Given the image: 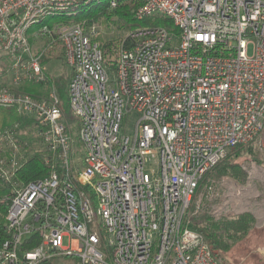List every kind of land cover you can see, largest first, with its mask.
Returning <instances> with one entry per match:
<instances>
[{"label":"built area","instance_id":"obj_1","mask_svg":"<svg viewBox=\"0 0 264 264\" xmlns=\"http://www.w3.org/2000/svg\"><path fill=\"white\" fill-rule=\"evenodd\" d=\"M90 1L0 0V59L19 87L44 82L42 60L61 48L84 146L77 152L55 89L38 98L0 82V105L35 117L59 163L13 196L0 264H232L191 228L190 213L203 177L264 130V0H144L137 16L169 18L178 42L147 26L111 52L95 26L63 21ZM5 138L23 158L13 133ZM221 185L213 214H239L245 185Z\"/></svg>","mask_w":264,"mask_h":264},{"label":"trees","instance_id":"obj_2","mask_svg":"<svg viewBox=\"0 0 264 264\" xmlns=\"http://www.w3.org/2000/svg\"><path fill=\"white\" fill-rule=\"evenodd\" d=\"M144 4V0H117L115 6L111 4V0H93L90 2L80 3L69 7L63 11V21L67 23L85 22L90 25L94 20H98L100 16L105 20H121L124 21L129 29L147 26H164L172 31L176 27L169 18L163 15H149L138 18V9ZM76 14V15H75ZM61 16V17H62ZM105 51L111 52L112 46L116 47L120 43L125 42L126 45L131 44L130 38L123 40L102 42ZM49 49V58H62L60 62L62 71L59 75H52L46 72V80L44 82H27L20 87L21 91L31 94L34 97H42V88L47 85V89H55L60 98V106L64 114L68 115L70 111L68 87L71 73H68L67 63L63 56L60 47ZM46 57V56H45ZM44 58L42 64L48 62ZM71 69V68H70ZM12 90H16L12 88ZM37 121L25 113L19 112L15 107L0 105V246L8 238L7 233V214L10 208V203L17 190L21 189L28 182L45 178L49 176L53 170L59 168L58 161L47 154V151L42 147L40 150H34L30 147L33 144L30 132L36 130ZM9 133H13L14 139L21 148V157L14 159L13 153L10 150L8 140L2 139ZM42 143L41 137L36 139ZM252 144L237 146L234 152L231 150L229 155L219 162L211 171H209L202 179L198 191L204 187H211L212 181L219 182L223 176L236 181L238 184H244L247 178V171L241 166V163L235 159L239 156L242 149L249 147L252 152ZM43 146V143H42ZM46 156L51 157L49 162L46 161ZM16 164L13 165V163ZM12 169L11 177L4 175V171ZM190 226L192 229L200 232L206 239L214 255L218 259H223L224 254L228 252L232 245L245 236L253 227L255 219L250 213H242L234 217L227 215L215 217L209 211H202L190 214ZM30 248V247H28Z\"/></svg>","mask_w":264,"mask_h":264},{"label":"rangeland","instance_id":"obj_3","mask_svg":"<svg viewBox=\"0 0 264 264\" xmlns=\"http://www.w3.org/2000/svg\"><path fill=\"white\" fill-rule=\"evenodd\" d=\"M76 15V14H75ZM139 18V17H138ZM98 20H94V22L90 25L95 26L98 31V37L102 42H108L110 40L118 41L123 40L125 38H130L131 34L134 33L138 28L129 29L126 27L124 21L121 20H105L103 17L96 18ZM171 33H173L174 42H178V34L177 32H173L170 29ZM130 36V37H129ZM45 43V40H43ZM51 52H49L50 54ZM52 54V53H51ZM48 55L45 57L48 59ZM62 58H49L48 62L43 64L45 76L46 72L52 75H59L62 71V64L60 63ZM12 62L7 58L0 59V82L4 83L10 88L21 89L23 86L17 87L15 85V81L9 70L11 68ZM68 73H71V69L67 67ZM44 93L43 96H47L50 89H47V85L41 89ZM64 112V111H63ZM29 116V115H28ZM136 113L133 112L127 116L125 121L124 119V129L126 132H130L136 121ZM36 119L35 117H33ZM66 120L73 126L74 136L77 145V152L81 153L84 150L83 144L80 142V134H79V120L69 111V114L65 115ZM36 121H38L36 119ZM31 137H35L32 141L33 144L30 147L34 150L41 149L42 143L37 141V137H39L38 130H32L30 132ZM234 148L232 151L234 152ZM235 159L241 163V166L245 168L247 171V178L244 184L239 185H247L249 188L258 191H264V130L257 137L252 144V152L249 151V147L243 148L239 156H235ZM79 157V154H78ZM228 176H223L222 179L217 183L216 180L212 181V188L204 187L203 190L197 192V195L194 198L191 207V213H197L202 211H209L211 214L215 213V208L222 202L223 190H222V180ZM236 182V181H234ZM236 184H238L236 182ZM264 199V195H263ZM262 198L259 200H263ZM236 201V200H235ZM254 203V200L251 199V204ZM264 206V202H262ZM249 208V207H248ZM190 213V214H191ZM245 213V212H244ZM247 213V212H246ZM214 215V214H213ZM229 216L234 217L237 214L235 212H229L228 214H222L221 216ZM215 216V215H214ZM216 217V216H215ZM224 263H232V264H264V225L260 226L258 224V220L254 222L253 227L248 231V233L237 240L231 247V249L224 254L223 259H221Z\"/></svg>","mask_w":264,"mask_h":264},{"label":"crops","instance_id":"obj_4","mask_svg":"<svg viewBox=\"0 0 264 264\" xmlns=\"http://www.w3.org/2000/svg\"><path fill=\"white\" fill-rule=\"evenodd\" d=\"M243 186V185H240ZM264 191L253 190L249 188V186H245L242 188V193L238 197V209L241 210L240 215L244 212L250 213L255 221L258 220V224L260 226L264 225V206L262 202ZM263 199L262 201L259 199ZM251 199L254 200V203L251 204ZM249 207V208H248Z\"/></svg>","mask_w":264,"mask_h":264}]
</instances>
